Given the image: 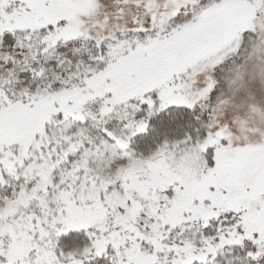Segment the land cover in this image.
I'll list each match as a JSON object with an SVG mask.
<instances>
[{
  "label": "snow or ice",
  "instance_id": "snow-or-ice-1",
  "mask_svg": "<svg viewBox=\"0 0 264 264\" xmlns=\"http://www.w3.org/2000/svg\"><path fill=\"white\" fill-rule=\"evenodd\" d=\"M0 264H264V0H0Z\"/></svg>",
  "mask_w": 264,
  "mask_h": 264
}]
</instances>
